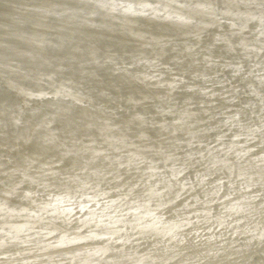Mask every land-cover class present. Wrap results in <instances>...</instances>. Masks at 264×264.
I'll return each mask as SVG.
<instances>
[{"label":"bare ground","instance_id":"6f19581e","mask_svg":"<svg viewBox=\"0 0 264 264\" xmlns=\"http://www.w3.org/2000/svg\"><path fill=\"white\" fill-rule=\"evenodd\" d=\"M262 237L261 0H0V264H264Z\"/></svg>","mask_w":264,"mask_h":264},{"label":"water","instance_id":"95a60500","mask_svg":"<svg viewBox=\"0 0 264 264\" xmlns=\"http://www.w3.org/2000/svg\"><path fill=\"white\" fill-rule=\"evenodd\" d=\"M264 3V0H261V4H263ZM78 30H80V29H78ZM64 36H65V32L64 31H60L58 34H57V36H56V38L54 39V50L56 49V47L59 45V43L61 42V41H63V39H64ZM49 49V48H48ZM68 49H70V48H68ZM51 51H52V49H50ZM58 56V58H60L63 62H65V63H67V64H69V62H70V53H67L66 54V56L67 57H64L63 55H57ZM83 56H86V58L84 59V60H86L87 58H88V55L85 53V51L83 52ZM80 80H81V78H80ZM5 86V85H4ZM4 86H2V87H4ZM17 94L18 93H20L21 94V92L20 91H15ZM19 94V96H20V98H19V102H20V104H21V102H23L24 103V101H23V97H22V95H20ZM104 104H105V102H103ZM23 105V104H22Z\"/></svg>","mask_w":264,"mask_h":264},{"label":"snow or ice","instance_id":"6c2138e0","mask_svg":"<svg viewBox=\"0 0 264 264\" xmlns=\"http://www.w3.org/2000/svg\"><path fill=\"white\" fill-rule=\"evenodd\" d=\"M121 7H124V5H120ZM144 7H147V5H144ZM126 12H131L132 9L129 7V8H126L125 9ZM262 239H264V237H262ZM0 259H7V257H3V258H0Z\"/></svg>","mask_w":264,"mask_h":264}]
</instances>
